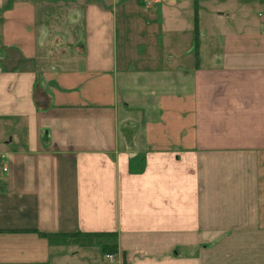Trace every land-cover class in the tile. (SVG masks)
Here are the masks:
<instances>
[{
  "label": "crops",
  "instance_id": "crops-1",
  "mask_svg": "<svg viewBox=\"0 0 264 264\" xmlns=\"http://www.w3.org/2000/svg\"><path fill=\"white\" fill-rule=\"evenodd\" d=\"M0 264H264V0H0Z\"/></svg>",
  "mask_w": 264,
  "mask_h": 264
},
{
  "label": "rangeland",
  "instance_id": "rangeland-1",
  "mask_svg": "<svg viewBox=\"0 0 264 264\" xmlns=\"http://www.w3.org/2000/svg\"><path fill=\"white\" fill-rule=\"evenodd\" d=\"M260 9H256L255 7H253L251 9V14L254 15L255 17H257V12L259 11ZM81 238V237H80ZM84 239V238H83Z\"/></svg>",
  "mask_w": 264,
  "mask_h": 264
},
{
  "label": "built area",
  "instance_id": "built-area-1",
  "mask_svg": "<svg viewBox=\"0 0 264 264\" xmlns=\"http://www.w3.org/2000/svg\"><path fill=\"white\" fill-rule=\"evenodd\" d=\"M106 256L110 259V261H113L114 260L113 254H107Z\"/></svg>",
  "mask_w": 264,
  "mask_h": 264
}]
</instances>
